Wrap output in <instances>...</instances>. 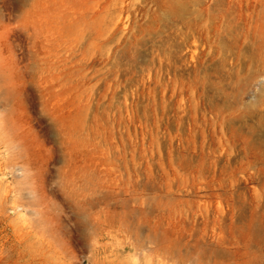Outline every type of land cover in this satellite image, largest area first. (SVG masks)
Here are the masks:
<instances>
[{
    "label": "rangeland",
    "instance_id": "374dc122",
    "mask_svg": "<svg viewBox=\"0 0 264 264\" xmlns=\"http://www.w3.org/2000/svg\"><path fill=\"white\" fill-rule=\"evenodd\" d=\"M0 264H264V0H0Z\"/></svg>",
    "mask_w": 264,
    "mask_h": 264
}]
</instances>
